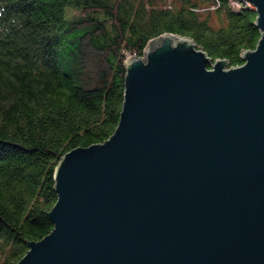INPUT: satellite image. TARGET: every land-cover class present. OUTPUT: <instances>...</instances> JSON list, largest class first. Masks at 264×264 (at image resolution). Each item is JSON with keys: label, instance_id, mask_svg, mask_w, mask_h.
I'll return each mask as SVG.
<instances>
[{"label": "water", "instance_id": "water-1", "mask_svg": "<svg viewBox=\"0 0 264 264\" xmlns=\"http://www.w3.org/2000/svg\"><path fill=\"white\" fill-rule=\"evenodd\" d=\"M242 63L165 32L124 62L118 122L57 161L52 229L15 264H264V0Z\"/></svg>", "mask_w": 264, "mask_h": 264}, {"label": "trees", "instance_id": "trees-1", "mask_svg": "<svg viewBox=\"0 0 264 264\" xmlns=\"http://www.w3.org/2000/svg\"><path fill=\"white\" fill-rule=\"evenodd\" d=\"M255 18L242 0H0V264L52 229L59 158L114 130L128 55L171 32L236 66Z\"/></svg>", "mask_w": 264, "mask_h": 264}, {"label": "built area", "instance_id": "built-area-1", "mask_svg": "<svg viewBox=\"0 0 264 264\" xmlns=\"http://www.w3.org/2000/svg\"><path fill=\"white\" fill-rule=\"evenodd\" d=\"M129 56H132V55H128L127 57H129Z\"/></svg>", "mask_w": 264, "mask_h": 264}]
</instances>
